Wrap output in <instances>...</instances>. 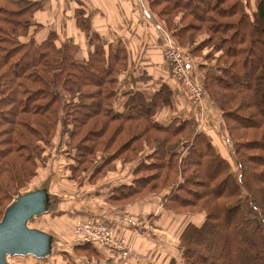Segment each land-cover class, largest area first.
<instances>
[{
    "label": "trees",
    "instance_id": "16d2710c",
    "mask_svg": "<svg viewBox=\"0 0 264 264\" xmlns=\"http://www.w3.org/2000/svg\"><path fill=\"white\" fill-rule=\"evenodd\" d=\"M144 2L151 21L203 71L224 136L201 129L211 120L201 121L199 108L177 95L175 80L187 93L165 57L171 80L165 73L150 94L132 89L118 105L132 69L128 50L122 40H101L83 7L71 18L89 49L76 56L55 32L37 34L41 0H0V219L20 189L47 177V150L55 151L62 134L75 181L92 167L93 182L113 160L138 162L132 183L114 189L113 200L128 205L161 195L164 212L156 217L181 221L172 255L178 251L183 264H264V0ZM164 108L172 115L161 123L154 117ZM98 244L73 249L91 261Z\"/></svg>",
    "mask_w": 264,
    "mask_h": 264
},
{
    "label": "rangeland",
    "instance_id": "374dc122",
    "mask_svg": "<svg viewBox=\"0 0 264 264\" xmlns=\"http://www.w3.org/2000/svg\"><path fill=\"white\" fill-rule=\"evenodd\" d=\"M43 3V6L45 9H48L50 6L52 9L56 8L54 13L52 12H47L45 9H43L38 15L37 18L40 20H43L44 27L40 29V31L37 33L40 37H44L47 35L49 30L55 32L61 43L64 41H70L72 51L73 53L78 56L81 55L82 53L88 51L89 45H88V40L87 37L82 34L78 29H74V24L71 19L72 17V9L74 8L73 6L79 5L77 0H41ZM82 4L85 5L86 7L91 6L89 8V16L91 17L92 21V28L93 32L105 43L107 42H117L118 40H122L128 50V53H130L129 58L131 60V64L134 65L133 67H138L141 62L143 63L144 68H138V75L140 79H143V82L149 81V78L151 77V73L148 68L145 67V62L150 63L152 67H154L157 70V73H159V78L161 76H164L166 73L167 77V69L166 67L162 64L163 57L165 56V48L167 47V40L164 39L162 36V31L157 29L156 27V22L153 23L151 20V12L149 11L150 17H147L143 11L139 8L138 5H136V0L134 3V0H128V2L124 0H111L112 2V10H109L107 8V5L110 4V0H81ZM123 3V6H122ZM93 4H98L101 6V11L99 10L98 7H95L92 11ZM84 8V7H83ZM118 10V13L116 10ZM132 8V9H131ZM55 16V17H53ZM94 17V18H93ZM159 24V23H158ZM161 25V24H160ZM162 26V25H161ZM168 34L170 36V41L176 44V46L189 57V52L185 47H181L177 44L175 39L172 37L170 32L168 31ZM131 50L133 52H131ZM140 59H142L140 61ZM191 62L194 66V76L196 79L200 82V78L203 74L202 70H198L196 68L197 62L190 57ZM208 66H212L213 61L207 63ZM133 70V69H131ZM155 70V71H156ZM150 73V75H149ZM165 77V80H166ZM171 80L170 75L167 77V80ZM176 79V78H175ZM160 83V82H159ZM174 83V89L177 93L178 96H180L181 99L185 100L186 104H191V102L188 100V97L186 96L183 88L181 85L175 80L173 81ZM148 86H152L150 90H153L156 86L151 84L149 82L147 84ZM158 85V84H156ZM141 89V88H140ZM178 98H176L175 104L177 105ZM214 108V107H213ZM175 112H179L180 109L178 108L175 109ZM215 110V108H214ZM164 111L160 112L161 115L160 117H157L158 121L161 123H164L168 120V118L172 115V112L168 115L165 116L163 114ZM184 115L185 112H183ZM206 115V116H205ZM204 117H201V121H205V117H207L211 122L203 127L200 126L201 129L207 130L208 131H214L215 134L220 135L221 132H223V128L220 122V118L218 119H213L212 114L210 112L205 111ZM206 123V121L204 122ZM203 125V124H202ZM222 134V133H221ZM223 135V134H222ZM221 135V136H222ZM224 136V135H223ZM58 142V140L56 141ZM224 147H226V141L221 142ZM230 146V144L227 141V147ZM52 151V150H51ZM61 151H62V157L57 158L54 156L50 158L49 156H46V164L49 166V163H51V166L55 165L58 169H60L61 165L63 164V161L68 160V156H65L66 154V149L61 145ZM51 153L50 150H47V154ZM46 154V155H47ZM59 159V160H57ZM63 160V161H62ZM99 160V159H97ZM95 160V161H97ZM59 165V166H58ZM51 171H49L50 174ZM235 173L237 175V171L235 170ZM48 174V175H49ZM47 175V176H48ZM50 177V176H49ZM62 177H60L61 179ZM84 179V177H83ZM76 184V183H75ZM74 186H68L65 188V190L62 192V189H59V194L60 193H65V195L61 196L64 200V208L62 207L61 203V197H56L59 205L56 208L51 209L50 204L46 206L45 208V214H42L40 216H34L32 219L28 221V227L33 228V229H40L45 231L46 233H50L55 240L57 239V242L62 244L64 246V243L68 246L67 249L71 251L73 246L75 244L85 243V240L76 237L74 230L77 228L79 222H84V221H89L92 223H100V225H104L105 227L109 228L112 230V241L116 243L117 245L120 244L121 247H129L130 253H132L135 256H140L141 259L139 261H126V259H121L118 254H116L113 250V254L110 250V248L106 245L108 244H102L104 248H107L106 253L109 254L110 256H116L118 257V261L112 263L113 261L108 258L104 261H99V260H87L84 257H77L74 256L72 252V260L69 262H66L65 264H183L180 261V258L178 256V251L175 253V257L172 255L176 251V247L174 246V242H178V234H179V229L180 227L177 226V221L175 219L166 217V222L164 225L157 224L155 222L154 228L160 229V232H155V234H152V236H145L148 238L149 243L147 246H143L145 250H142V246L139 239L135 240V243L132 242V238H129L128 236L125 238L124 234L120 235V229L117 228L115 224H112L110 221H105V220H99L96 221L91 215H87L85 213L84 208L82 207L80 209L79 205V200L82 199L81 197L83 194H79L78 187L75 185ZM35 185L30 184L27 185V187L20 189L18 193L20 195L27 193L31 190H33ZM72 190V191H71ZM77 190V191H74ZM18 194V195H19ZM80 197L79 200L78 198L70 199L71 197ZM18 198V196L15 197L13 202ZM12 202V203H13ZM11 204L9 203V206ZM121 209V208H120ZM123 210V209H121ZM111 213V211H110ZM113 213V212H112ZM145 214L144 211L142 212H133V214H130L131 217L128 214H122L127 221L128 225L134 226L136 229L137 233L142 232L144 230V221H147L144 218H147L148 215H143ZM110 215V214H108ZM2 218V217H1ZM1 220V219H0ZM122 226V225H121ZM150 226V225H149ZM123 227V226H122ZM160 233V234H159ZM109 239V238H108ZM59 240V241H58ZM54 241V240H53ZM86 242H93V240H87ZM97 242V241H96ZM138 242V243H137ZM133 243L134 246L137 245L138 249L140 252H137L136 249L133 248ZM126 244L132 245L127 246ZM119 246V245H118ZM155 248L154 252L149 251V248ZM125 250V249H124ZM136 251V252H135ZM61 254V252H59ZM112 254V255H111ZM250 262V256L245 255ZM115 257V258H116ZM117 259V258H116ZM46 260V259H45ZM44 259H38L35 258L32 255H14V256H7L6 257V262L7 264H63L61 260H57L52 262V260L49 259V261H45Z\"/></svg>",
    "mask_w": 264,
    "mask_h": 264
},
{
    "label": "crops",
    "instance_id": "0c3cea01",
    "mask_svg": "<svg viewBox=\"0 0 264 264\" xmlns=\"http://www.w3.org/2000/svg\"><path fill=\"white\" fill-rule=\"evenodd\" d=\"M69 1V0H68ZM126 2H128V0H124ZM78 4L77 6H73L75 7H84V9L87 11V15L89 16V8H91V6L86 7L85 5L82 4L81 0H77ZM123 6V3H122ZM95 7H98L99 10L101 11V6L98 4H93L92 7V11ZM73 8V9H74ZM107 8L109 10H112V2L110 0V4L107 5ZM45 9V8H43ZM72 9V10H73ZM132 9V8H131ZM47 12H52L54 13V11L56 10V8L52 9V7L50 6L48 9H45ZM116 10V8H115ZM41 12V11H40ZM37 12L35 15V18L37 20V22L41 23L42 25H44L43 20H40L39 18H37V15L40 13ZM116 12L118 13V10H116ZM55 17V16H53ZM89 18L91 19V17L89 16ZM94 18V17H93ZM72 19V18H71ZM73 21V19H72ZM74 22V21H73ZM74 24V23H73ZM74 29L76 30V27L74 26ZM131 52H133L131 50ZM130 55V53H129ZM142 59H140L141 61ZM145 62V67L148 68L147 70H149V72L151 73V77L149 78V81L147 82H143V79L139 77L138 75V68H144L143 67V63L141 62V64L138 67H133L134 65L131 64V60H130V68H132L133 70H130V73L128 75V77L124 80L122 79V83L118 92V101L117 104L121 105V99H119V95L120 97L125 96L128 92H130L132 89L135 88H141L142 91L145 94H150L151 90L150 88H152V86H148L147 84L149 82H151V84H153L154 86H157L156 84H159V82H161L164 78V76H161V78H159V73H157V70L151 66L150 63ZM156 70V71H155ZM149 73V75H150ZM159 76V77H158ZM176 107L178 108V110L180 109L179 112L182 111L183 106H180L175 104V101L173 99V108ZM163 112V114H165V116H168L172 111L171 109H160L156 114L154 119L158 121L157 117H160L161 113ZM178 112V113H179ZM186 116H188V113L185 112ZM64 141L63 135H59L58 137V142H56V149L55 151L52 149V151L50 150L51 153L47 154L46 156L50 155L54 157L56 156L57 158H61L62 155V151H61V140ZM66 154V153H65ZM66 156V155H65ZM47 158L45 157V160ZM59 160V159H57ZM63 161V160H62ZM68 163H70V160H66L63 161V164L60 166L61 168L58 169L57 167H55V165H53V167L51 166L50 168V174L43 179V181L39 184H37L33 190L29 191V192H33L36 190L39 191H43L44 195H45V208L47 205L50 204V208H56L59 205V202L57 200L56 197H61L63 195H65V193H62L66 187L68 186H80L78 187V191L79 194H83V196L81 197L82 199L79 200V196L78 197H71L70 199H74V198H78L77 200H79V205L80 209L83 207L85 210V213L87 215H91L96 221L99 220H105V221H110L112 224H115L117 226L118 229H120V235L124 234V237L126 238L127 236L129 238H132V242L135 243V240L139 239L138 237H140V239L138 241H140L142 246V250H145L143 246H147L149 243V240L147 237L145 236H152V234H155V232H160V229L154 228V224L155 222H157V224H160L161 226L165 224L166 222V218L165 217H156V215L164 212L163 208H162V196L155 194V195H148L145 196L139 200H136L128 205L122 204V203H116L113 200V192L114 189H116L118 186H125V185H129L132 183L133 180V171L135 169V166L137 165V161H130V162H122L121 160H113L112 162L109 163V165H104L101 168V172H100V176L98 178H96L93 182H89L88 181V175H90V173H92V167L86 171V172H82L81 176H85L84 179L80 180V181H75L74 179H72L70 177V172L68 170V167L66 166V164L68 165ZM51 163H49L50 165ZM45 166H48L46 164L45 161ZM59 166V165H58ZM50 176V177H49ZM60 177H62L60 179ZM62 189V192L60 193L61 195H58L59 190L57 189ZM72 191V190H71ZM77 191V190H74ZM27 192V193H29ZM26 194V193H24ZM63 194V195H62ZM62 200V207L64 206L65 200L61 197ZM58 208V207H57ZM64 208V207H63ZM123 210H121V209ZM111 211V213H110ZM142 212L144 211L145 214L143 215H148L146 219L147 221H144V230L142 232H138L136 231V229L134 228V226H130L128 225L127 221L125 220L124 216L122 214H128L130 217V214H133V212ZM113 212V213H112ZM110 214V215H108ZM150 215L155 216V219L152 221H150ZM167 217L175 219V215L168 213ZM177 221V219H176ZM100 222V221H99ZM123 227H122V226ZM150 225V226H149ZM177 226L180 227L181 229V221H177ZM37 229V228H36ZM179 229V230H180ZM39 231L44 232L45 234H47L49 236V244H48V249L47 251L39 256L36 257L38 259H46L45 261H49L52 260V262L57 261V260H61L63 264H65L66 262H69L70 260H72V254H70V252H72L74 254V256L77 257H81L83 258V256H79L76 252L75 249H71V251H69L68 246H70V244L67 246L64 243V246L62 244H60L59 242H57V239L55 240V238L49 233H46L43 230L37 229ZM150 232L152 234H150ZM159 233V234H160ZM54 240V241H53ZM59 241V240H58ZM81 243V242H79ZM133 243V248L137 250V252H140L137 245L134 246ZM138 243V242H137ZM149 246V245H148ZM96 247V244H95ZM104 246L101 244L97 245V257H92V259L95 260H99V261H104L108 258H110L114 263L115 260L118 261V257L116 256H110L109 254L106 253L107 248H103ZM132 247V245H131ZM106 249V250H105ZM149 251L154 252L155 248H149ZM59 252H61V254H59ZM113 254V251H111ZM115 252V251H114ZM136 252V251H135ZM111 254V255H112ZM114 255V254H113ZM26 256V255H24ZM117 259H116V258ZM115 259V260H114ZM141 259L140 256H135L132 253H130L127 256L126 261H139ZM89 261V260H88Z\"/></svg>",
    "mask_w": 264,
    "mask_h": 264
},
{
    "label": "built area",
    "instance_id": "2783aa9c",
    "mask_svg": "<svg viewBox=\"0 0 264 264\" xmlns=\"http://www.w3.org/2000/svg\"><path fill=\"white\" fill-rule=\"evenodd\" d=\"M135 3V0H134ZM136 5L143 11V13L150 17L149 11L144 0H136ZM157 29L162 31V36L167 40V47L165 48V60L170 66L171 75L180 81L187 93L188 100L192 105L196 106L200 110L201 117H204L205 111L208 110L212 114L213 119H218L219 112L214 110L213 105L210 103L208 96L203 88L201 81L199 82L194 76V66L189 57L183 53L173 42H171L168 31L156 23ZM76 237L85 241L93 240L99 244H108L110 250L115 251L121 259H126L130 251L129 247H121L120 244H116L112 241V230L104 225H98V223H92L89 221L79 222L77 228L74 230ZM109 238V239H108ZM127 246H131L126 244ZM125 249V250H124Z\"/></svg>",
    "mask_w": 264,
    "mask_h": 264
},
{
    "label": "water",
    "instance_id": "95a60500",
    "mask_svg": "<svg viewBox=\"0 0 264 264\" xmlns=\"http://www.w3.org/2000/svg\"><path fill=\"white\" fill-rule=\"evenodd\" d=\"M44 211L45 195L39 190L19 195L8 206L0 220V264H7V256L39 257L47 251L49 236L28 227V221Z\"/></svg>",
    "mask_w": 264,
    "mask_h": 264
}]
</instances>
